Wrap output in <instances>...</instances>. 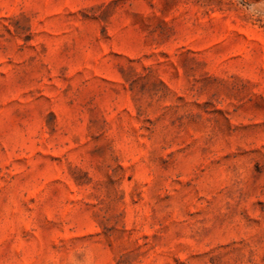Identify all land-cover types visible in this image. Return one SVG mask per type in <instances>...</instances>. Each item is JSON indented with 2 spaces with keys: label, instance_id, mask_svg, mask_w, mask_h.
<instances>
[{
  "label": "rangeland",
  "instance_id": "obj_1",
  "mask_svg": "<svg viewBox=\"0 0 264 264\" xmlns=\"http://www.w3.org/2000/svg\"><path fill=\"white\" fill-rule=\"evenodd\" d=\"M0 264H264V0H0Z\"/></svg>",
  "mask_w": 264,
  "mask_h": 264
}]
</instances>
